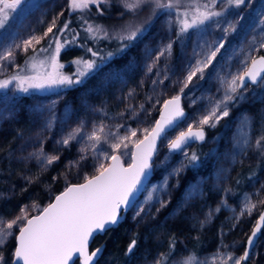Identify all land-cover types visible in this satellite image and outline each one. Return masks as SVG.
<instances>
[{"label": "snow or ice", "instance_id": "6c2138e0", "mask_svg": "<svg viewBox=\"0 0 264 264\" xmlns=\"http://www.w3.org/2000/svg\"><path fill=\"white\" fill-rule=\"evenodd\" d=\"M109 3V0H68V8L71 12H83L89 9L90 5H95L96 10L100 15H103V5ZM181 0H121V4L125 12L121 13V19L125 14L132 17L126 24L120 26L118 29L109 31L107 28L100 24L84 23L87 25L84 31L88 34V38L92 40L106 39L109 41H116L118 47L115 51H109L106 54H101L99 51L94 50L92 47L87 48V52L91 53L92 57L97 59H85L78 57L74 63L82 65L83 70H78L71 75H63L58 69L63 65L58 63V57L61 50L66 46H70L76 42L78 32L69 28V22H63L62 27L57 26L59 15L54 16L47 27V30L42 36L32 35L29 39L23 41V50L27 52L33 44H40L41 40L47 38V47L39 49L40 52L48 54L46 59L50 60L52 71L44 76H21L19 74L8 76L0 79V91H3L5 99H8L7 92L10 85L14 86V91L19 93H28L29 89L43 90L53 87H62L72 89L74 85H81L84 83V78L90 73L98 70L107 61L111 60L117 53L126 54L127 50L135 46L138 41L144 37L147 31V22L136 23L135 18L139 15L145 7L150 8V15L148 20L155 17L159 12L169 11L176 8L178 12L177 22L179 30L176 33V39L184 38L189 30L195 29L197 33H204L211 25L219 28L223 35L218 39H214L211 43L207 41H196V46L200 51L194 50V55L201 57L196 60L194 66L189 65L193 70L185 77V82L180 88V93L184 94V90L189 87L193 82L194 77L204 80L206 70L210 74L212 69L219 63L220 58L224 55L226 49L227 38L230 33L237 30L240 22L239 13H236L238 19L227 20L226 12L230 9H239L241 6L252 3V0H210L201 7L195 9V13L191 19H188V10L179 13V6ZM27 0H13L9 3L8 0H0V32L6 28L9 22L8 9L13 12L21 11ZM19 6V8H18ZM33 8H38L40 5L33 4ZM219 7L217 11L215 8ZM183 18H180V16ZM14 18V17H13ZM219 18H224L223 21ZM223 25L225 26H222ZM261 23L264 24V11L261 13ZM65 30L73 31L74 35L71 40L60 35ZM264 32V29H262ZM175 41L170 40L167 45L162 47L156 54L152 64L148 65V71H152L154 65L159 62L161 57L165 54L170 56ZM53 45L55 46L53 48ZM83 47L84 45H80ZM20 44L12 39L9 43L0 42V61L9 62V66L14 61L16 50L19 49ZM264 49V41L257 42L255 38L249 42V51H259ZM147 54L151 56V50H147ZM251 60V65H247V61ZM43 63V61H42ZM247 70L242 75L239 73L231 76V79H226L224 76L219 77L221 89H223L222 96L215 98L211 111L204 115L200 120L198 130L193 131V125H188V131H181L175 139L168 140V153H158L159 141L161 144L168 139L170 130H174L179 126L186 113L180 107L181 95L174 96L171 100L165 101L166 112L161 114V118L155 122V126L142 140L135 141L134 149L131 151L132 163L125 167L121 163V156H127L129 153L121 151V149H128L129 136L118 137L119 143H110V140L116 135L112 132L104 134V127L101 125L99 129L95 126L91 134L87 136V140L91 141L90 147L95 150L96 158L99 159L100 155L105 156L106 159L111 160L112 163L100 164L97 169V174L86 178L84 183L69 184L64 192L55 197V201L50 203L48 207L36 216L27 218V222L23 221L26 218L28 211L27 206H21V215H17L14 219L5 223L3 216H0V249L7 243V240L16 235L13 231L14 228H19V234L16 235V247L13 252L11 264H75L73 259L74 254L76 260L80 264H98V257L103 251V246L96 247L94 250L89 251V240L96 234H103L110 228L118 225L121 222L122 214L125 213L130 207L133 206L136 194L142 189L145 182L148 181L154 169H160L163 173V180L160 185L154 187V191L167 192L172 185L169 180L172 176L179 178L187 168H197L199 166L200 157L196 152L188 153L186 147L193 141H204L205 131L202 127L207 125L209 127H216V125L225 117L230 116L233 107L246 100L245 93L248 92L247 81L252 85L258 87L264 86V55L258 58L245 54L244 60L241 61ZM133 66V61H129L128 67ZM17 67H19L17 65ZM35 67V65H33ZM159 75V73H158ZM165 79L167 74L165 73ZM239 81V83H237ZM156 83H164L163 80L153 81ZM226 86V87H225ZM220 91V89H218ZM129 96L132 95L130 91ZM62 97L58 96L57 100L51 101L47 105L37 104L33 106V113L37 118L42 119V129L51 131L57 122L56 104L60 102ZM141 107H143L141 105ZM65 108L70 109V102H65ZM100 111V109H96ZM123 115V114H121ZM68 113H65V118L61 123H67ZM257 123L256 117L250 116L245 113L237 126V131L234 133L232 148L238 149V153L232 154L233 162L235 155L240 154L247 156L250 151H255L260 157L264 158V110L259 114V124L261 126L260 134L253 138L250 135L251 130ZM123 128V125H118ZM147 131V129L145 130ZM103 134V135H102ZM21 135V133H18ZM137 132L131 131V136L135 137ZM85 137L84 122L81 121L75 128H72L60 139L56 140L57 145L70 146L71 142L75 141L80 143ZM108 143L111 152L104 149L103 144ZM85 145L81 148V152L85 151ZM177 152L183 153L184 160L179 165L171 167L172 154ZM163 155V159L160 156ZM21 161L35 159L38 165L46 169L55 161L60 159L59 155L48 154L43 147L41 140L40 146L36 151L28 153L27 156L16 157ZM87 159L86 156L81 155L80 160ZM187 161V163H185ZM242 162V161H241ZM171 167V171L168 168ZM228 169L220 168L217 171L216 178L220 181L226 178ZM29 183H32L31 177H25ZM56 179V177H53ZM239 181H237V184ZM179 186V179L177 180ZM264 187V186H262ZM231 189H224L225 193L230 192ZM2 195V194H0ZM205 196L204 178L201 177L196 182H189L187 189L181 200L177 203L174 210L177 216L184 214L189 207H192L194 201L202 199ZM160 207L156 208L159 213L162 208H165L170 203L169 200L161 198L159 201ZM243 206L240 210V216L245 212L251 214L256 204L253 203L251 195L245 194ZM258 203L264 205V200ZM229 207L227 200L221 197L220 203L215 209L209 208L204 213V218L199 219L194 217L196 223L203 229L207 224L212 222L213 216L219 213L222 208ZM142 213L144 208L141 206L138 211L133 215V220L138 218L143 219ZM239 220V216L234 217ZM139 222V221H138ZM159 227V225H157ZM264 229V212H262L254 226L251 235L247 237V246H245L242 255L235 256L233 251H221L217 249L213 254V259H219L220 264H242L247 261L251 256L252 246L255 244L257 234ZM138 247V238L133 235V238L127 245L124 251L126 257H133ZM228 249V245L223 246ZM176 252V239L175 236L169 238L168 250L160 252L152 261V264H207L206 260H198L195 252L188 253L186 256L181 254V258L177 259ZM0 261H3V255L0 254Z\"/></svg>", "mask_w": 264, "mask_h": 264}, {"label": "rangeland", "instance_id": "374dc122", "mask_svg": "<svg viewBox=\"0 0 264 264\" xmlns=\"http://www.w3.org/2000/svg\"><path fill=\"white\" fill-rule=\"evenodd\" d=\"M8 2L11 3L13 0H8ZM207 2H210V0H203L202 4L204 5ZM33 4H38L40 7L33 8L31 7ZM203 5H200L201 9ZM92 6L96 9L95 5H90L89 8ZM68 10V0H27V4H25L21 11L13 12L11 9L7 10L9 13V22L3 32H0V42L6 44L11 42L12 39H15V42L20 44L21 47L16 50L14 61L10 66L9 62L0 61V79H4L15 74H19L21 76H44L52 71L50 60L46 59L48 54L39 51L40 48L47 47V38L41 40L38 45L34 43L33 47H30L27 52L23 50V41L29 39L32 35L37 37L42 36L47 30L52 18L60 13L63 14L59 15L57 26L62 27L63 22H65L66 19L64 17L62 22H60V20L63 16H66V12ZM185 10H188V19L190 20L194 11L184 8L179 9V13H183ZM215 10L219 11L220 8L217 7ZM87 11L88 10H85V12ZM262 11H264V0H252V3L250 4L241 6L239 9L232 8L226 12L225 15L227 20L238 19L239 17L236 16V13H239L240 17H242L237 30L234 33L229 34L226 49L223 50L224 55L220 58L216 67L212 69L210 74L206 70L204 80L194 77L193 82L189 84V86L194 84L193 87L185 89L184 94L180 93V88L183 86V82H185L186 75L189 71L193 70V68H190L189 65L191 64L194 66L196 60L201 58L194 55V50L196 52L200 51V49L196 46V41L200 40L201 42L207 41L208 43H211L214 39L221 37L223 33L213 24L204 33H197L195 29H191L184 38L177 40L176 33L179 30V24L177 22L178 12L176 8L175 12L172 11L170 14L169 11L162 12L161 16H159L147 28V31L141 41H138L134 46L136 54L129 55V61H133L131 69L135 70L138 79L142 84L149 83L148 91H135L132 86L133 83L129 82L128 79L125 78L124 74L106 75V79L109 77L108 82H111L110 87L112 88V86H114L116 96L121 99H117L116 102L119 103L115 107V115L112 117L106 118V108L103 105L96 104L97 106L90 108L89 113L91 115L92 124L90 126H86V128L84 127L85 137L83 141L80 143L75 141L71 142V144L75 146L76 155L79 161L81 155L90 159L92 162V171L97 170L99 165L102 163L105 164V166L109 164L110 160L106 159L103 155H100L99 159L96 158L95 150L90 147L92 142L87 140V136L91 134L94 126L96 129H99L101 125H103L105 126L104 134L108 132L116 134L110 140V143H119L120 141L118 137H123L125 135L129 136V140L125 141L128 143V149H121V151L129 153L127 156H121L124 165L128 166L131 163L130 150L133 149L135 141L142 140L152 129L154 122L157 119L153 118V116L161 109L165 99L177 95L182 96L181 100L185 107L184 111H186V117L183 121H181V123H179L178 127L168 133V139H166L163 144L160 143L158 145V153L161 152V154H167L168 140L175 139L181 131H188L189 124L193 125V129H199V127H201L199 120L211 111V108L215 103V98L222 96L223 94L219 77L224 76L226 79H231V76H229L228 73L233 75L239 73L242 75L247 69L241 64V61L245 58V54L252 57L264 55V49L252 52L249 51V42L252 41L253 38H255L257 42L264 41V32H262L264 24L261 23ZM180 18H183V16L181 15ZM219 19L223 21L224 18ZM222 26L225 25L222 23ZM60 35L69 40L72 38V36H69V30H65V32L60 33ZM170 40L175 41L172 54L170 56L165 54V56L161 57L159 62L154 65L152 71H148V65L153 63L156 54L162 47L167 45ZM76 44L77 43L75 42L74 45ZM70 46H66L61 50V52ZM54 47L55 46L53 45V48ZM148 49L151 50V56L147 54ZM59 57L58 63L66 65L65 62L62 63ZM75 59L76 58L71 60L69 64L72 73H68L63 69V67L59 68L58 71L63 75H71L76 73L78 70H83L82 65L74 63ZM250 63L251 60L249 59L247 61V65L249 66ZM17 65L19 67H17ZM33 65H35V67H33ZM165 73L167 74V79H165ZM160 80H163L164 83H153V81ZM238 82L239 81H237V83ZM218 89H220V91H218ZM65 90L66 88L53 87L43 90L29 89L28 93H19L14 91L13 85H10L7 92L8 99H5L3 91H0V125L2 126L5 124L16 113L17 106H19L22 101L21 97L29 96L30 101L32 102L31 110H33L34 105H47L51 101L57 100L58 96L63 99L65 96ZM130 91L132 92L131 96L128 95ZM245 95L247 99L233 107L230 112V116L221 120L216 127L213 128L207 125L202 126L206 132L213 133L210 137L205 138L204 141L195 145H189L186 147V151L188 153L195 152V148L200 144L208 149L206 151V159L202 164V169L198 168L196 170L193 174L194 180L192 182L194 183L203 177L205 195H207V188H209L210 194L212 195V197L208 200H205L207 197L204 196L202 199L194 201L193 206L189 207L187 221L193 225L192 227L199 229L200 226L196 223L194 217L203 219L204 213H206L209 208L215 209V207L220 203L221 197H224L229 205V207L222 208L219 213H216L213 216L212 219V221H215L219 225L215 249L209 252L205 251V253L197 255L198 260H206L207 264H220L219 259H213V254L218 248L221 249L222 252L233 251L237 257L242 255L244 251V243L240 244L232 239H227L225 232L227 233V230L233 229L238 224V221L245 217L255 215L256 218L253 221L255 222L259 216H257V214H260L262 211V204L258 202L260 200H264V187H262L264 186V158L260 157L257 152L250 151L247 156L236 154L234 162L232 159V154L239 152L238 149L232 148L233 136L237 131V126L241 117L245 113L256 117L257 123L250 132L253 142L255 137L259 135L261 131L259 114L261 110H264V86H248V92L245 93ZM62 99H60V102L55 106L57 111V122L51 131L43 130L41 127L43 122L42 119L37 118L34 113H32V117L35 118L36 124L31 128V132L26 133L24 138L20 140L26 156L28 153L36 151L39 148L41 138L45 140L44 145L46 142H50L49 147L51 149L64 147L63 145H57L56 140L60 139L63 135L80 123L73 118L71 108L66 109L65 103L61 105ZM141 105L143 107H141ZM96 109H100V111H96ZM66 112L68 113L67 123L62 124L61 120L65 118ZM118 125H123L124 127L119 128ZM146 129L147 131H145ZM133 130L137 132L135 137L131 136V131ZM85 145H88V147H86L85 151L82 153L81 148ZM103 147L111 152V148L108 143L103 144ZM45 152L53 154L47 150H45ZM160 158L163 159V155H161ZM182 160H184L183 153L177 152L172 154L171 167L179 165ZM31 163H33L34 167L39 171L43 169L38 165L35 159H32L28 164L30 165ZM259 163L263 164V170L259 173L258 177L248 182L246 187L247 189L242 194L234 196V189H232L230 182L236 170L241 166H258ZM171 167L168 168V171H171ZM220 168L228 169V171L226 173V178H222L218 181L216 174ZM185 171L179 178L176 176H172L170 178L169 183L172 187L169 188L167 192H157L154 191V187L161 184L163 180V173L158 168L154 169L151 183L146 188L142 197L135 203V206L130 210V212H128L130 222L136 224L138 220L143 221L151 213L158 216L159 213L156 212V208L160 207L158 201L161 198L169 200L170 203L167 207L162 208L160 212L165 209H169L170 216H177L174 210L189 185L187 184L181 190L179 189L181 182L180 179L183 177ZM85 176L86 175L83 177ZM178 179L179 186H177ZM226 188L231 189V191L225 193L224 189ZM179 190V197L174 200L175 195L179 193ZM245 194L251 195L252 201L256 204V207L253 209L251 214L245 212L244 215L240 216V210L243 206L242 202L244 201ZM141 206L144 208V213H142L143 219L138 218V220H133V215ZM39 211L40 210L37 209L36 205H33L28 209L26 214H33L34 216L38 215ZM236 216L240 217L239 220L234 218ZM6 222L7 221H5V223ZM193 229L194 228H191L190 230ZM156 230V226H149L148 233L154 234L153 232ZM13 231L16 235L19 234V228H14ZM161 233L165 234L163 233V230H161ZM192 234H194V232ZM16 235L11 236L3 248L0 249V254L3 255V261H0V264H11L13 252L11 253L10 258L5 260L3 251L12 241L16 239ZM164 241L165 240L157 244L155 243V239H153V243L148 249L144 248V250L135 255L134 258H129L127 264H152L153 259L160 252L164 251ZM224 245H228L229 248L225 249L223 247ZM176 252L177 259L181 258V254L186 256L190 253L186 248H182L181 250L178 249ZM260 255L263 256L262 259H260ZM228 264H231V261H229ZM246 264H264V234L257 243L256 248L251 252L250 259L246 262Z\"/></svg>", "mask_w": 264, "mask_h": 264}, {"label": "trees", "instance_id": "16d2710c", "mask_svg": "<svg viewBox=\"0 0 264 264\" xmlns=\"http://www.w3.org/2000/svg\"><path fill=\"white\" fill-rule=\"evenodd\" d=\"M202 1L181 0L179 9L186 8L195 13V9L203 5ZM164 2H167V0H164ZM103 7H106L103 8V15H100L92 6L88 9L89 12H71L68 10L66 16H63L60 20L62 22L65 17L66 21L69 22V28L79 33L76 37L77 44H73L65 49L59 57L62 63L65 62L66 65L62 64L63 69L68 73H72L69 64L74 58L97 59L96 57H92L91 53L87 52L88 47H92L102 55L117 49L118 44L116 41L106 39L92 40L88 38V34L84 31V28L87 27L84 23L85 20L88 23L100 24L109 31H112L132 19L128 14H125L123 19H121L120 14L125 12L121 0H109V3L103 5ZM172 11L175 12V8ZM161 14L162 12H159L149 21L150 8L145 7L135 18L134 22H147L148 28ZM74 32L69 31V36H73ZM80 45L84 46L81 47ZM130 54H136L134 46L127 50L126 54L117 53L116 56L107 61L98 70L90 73L84 78L83 84L74 85L72 89H66L64 91L65 96L62 99L61 105L66 101L70 102L73 118L77 122L83 121L85 128L92 124L89 110L91 107L97 106L96 104L103 105L106 108V118L115 115V107L119 103L116 101L121 98L116 96L112 84V88L110 87L111 82H108L109 77L106 79V75L124 74L125 78L133 83L132 86L135 91H148L149 83L142 84L135 70L128 67ZM193 85H190L189 88L193 87ZM21 98L22 101L17 106L16 113L5 124L0 125V194H2L0 195V216H3L7 222L14 219L17 215H21V206L26 205L29 209L33 205H36L37 209L40 210L39 213L42 212L44 207L51 203L56 195L62 193L69 184L82 183L86 178L97 174V170L92 171V162L90 159L87 158L85 161H79L73 144L51 149L49 147L50 142H46L44 145L45 140L43 138H41L43 147L45 150L59 155L60 159L58 161H55L46 169L39 171L34 167L33 163L28 164L32 159L24 162L17 159L16 157L21 155L26 156L20 140L24 138L26 133L31 132V128L36 124L35 118L32 117V102L29 96ZM182 107L185 109L183 104ZM159 111L154 114L153 118L156 119L158 117ZM18 133H21V135H18ZM212 134L206 132V138ZM207 150L202 144L195 148L194 151L200 157L199 166L194 169H186L183 177L180 179V190L194 180L193 174L198 168L202 169ZM262 170V163H259L258 166H241L238 168L230 182L232 189H234V196L242 194L247 189L248 182L258 177ZM84 175L86 176L83 177ZM25 177H31L33 182L29 183ZM53 177H56V179H53ZM237 181H239L238 184ZM180 190L175 195L174 200L179 197ZM206 190L207 195L205 196L207 198L205 200H208L212 195L210 194L209 188ZM262 208H264V205L261 206ZM188 212L189 208L181 216L172 217V215L170 216L169 209H165L159 212L158 216L151 213L143 221L138 220L139 222L137 221L136 224L130 222V216L127 213L118 225L102 234V236L96 237L93 240L94 242L90 250L103 246V254L98 260V264H127L129 257L124 255V251L133 238V235H136L138 238V247L135 255L143 251L144 248L148 249L152 245L153 239H155V243L157 244L165 240L163 249L167 251L169 238L172 236H175L176 239V250L186 248L190 253L195 252L197 255L205 253V251L209 252L214 250L217 243L219 225L215 221H212L203 229L192 227L193 225L187 221ZM32 216L33 214H26L23 222L25 223L27 218H31ZM255 218L256 216L254 215L238 221V224L233 229L227 230V233L225 232L227 239L229 238L243 244L249 236L251 228L254 226L255 222L253 221ZM149 226L157 227V230L153 232L154 234L148 233ZM189 228L194 229L190 230ZM161 230L165 234H162ZM263 231L262 235L264 234ZM193 232L194 234H192ZM14 249L15 244L12 241L3 251L5 260L10 258ZM135 255L131 258H134ZM260 256V259H262L263 256ZM242 264H246V262H242Z\"/></svg>", "mask_w": 264, "mask_h": 264}, {"label": "water", "instance_id": "95a60500", "mask_svg": "<svg viewBox=\"0 0 264 264\" xmlns=\"http://www.w3.org/2000/svg\"><path fill=\"white\" fill-rule=\"evenodd\" d=\"M259 56H257V57H255V58H258ZM251 65V63L249 64V66ZM247 70V69H246ZM245 70V71H246ZM239 83V82H238ZM247 84H248V86H255V85H252L251 84V82L250 81H247ZM173 97H171V98H167V99H165V101H168V100H171ZM181 99H182V96H181ZM180 99V107L183 109V107H182V100ZM164 105H165V102H164V104L162 105V107H161V109H160V113L158 114V117H157V119H156V121L157 120H159L160 118H161V114L162 113H164V112H166L167 110L165 109V107H164ZM184 110V109H183ZM185 113H186V111H184ZM186 117V116H185ZM184 120V119H183ZM182 120V121H183ZM155 121V122H156ZM155 122H154V126H155ZM179 123H181V122H179ZM153 126V127H154ZM152 127V128H153ZM196 130H198V129H193V131H196ZM151 131V130H150ZM149 131V132H150ZM171 131V130H170ZM169 131V132H170ZM204 131H205V129H204ZM148 132V133H149ZM185 132H187V131H185ZM206 132V131H205ZM148 133L146 134V135H148ZM205 135H206V133H205ZM144 139V138H143ZM199 142H201V141H198V140H196V141H193V142H191L190 143V145H195V144H197V143H199ZM157 144L159 145L160 144V142L159 141H157ZM188 147V146H187ZM158 148H159V146H158ZM133 149H134V146H133ZM167 149H168V147H167ZM130 159H131V157H130ZM110 163H112V161L110 160V162H109V164ZM121 163L124 165V163L122 162V159H121ZM131 163H132V160H131ZM130 163V164H131ZM125 167H127L126 165H124ZM152 177H153V173H152V175L149 177V179H148V181H146L145 182V184H144V186L142 187V189L136 194V197H135V201H134V203H133V206L132 207H130L125 213H123L122 214V217H124V215H126L128 212H130V210L135 206V203L142 197V195L144 194V192H145V190H146V188L148 187V185L151 183V179H152ZM85 182V181H84ZM84 182H82V183H84ZM80 184V183H79ZM67 188V187H66ZM66 190V189H65ZM64 190V191H65ZM63 191V192H64ZM61 194V193H60ZM60 194H58V195H60ZM57 196V195H56ZM55 201V198H54V200L51 202V203H53ZM50 204V203H49ZM48 204V205H49ZM48 205L47 206H45L44 208H46V207H48ZM262 212H264V208H262V211H261V213ZM41 213V212H40ZM39 213V214H40ZM260 213V214H261ZM38 214V215H39ZM260 214H259V216H260ZM34 216H36V215H34ZM259 216L257 217V219H256V223H257V220H258V218H259ZM33 217V216H32ZM121 221H122V218H121ZM26 222H27V220H26ZM25 222V223H26ZM256 223L254 224V226L256 225ZM254 226L251 228V230H250V233H249V235H251V233H252V230H253V228H254ZM113 228V227H112ZM112 228H110L109 230H111ZM108 230V231H109ZM264 229H262V231H263ZM262 231L261 232H259L258 234H257V237H256V241H255V244L252 246V250H251V252L256 248V246H257V243L259 242V240H260V238H261V236H262ZM104 234V233H103ZM100 236H102V234H96L93 238H90V240H89V251H91L90 250V248H91V245H92V243L94 242L93 240L96 238V237H100ZM14 244H15V247H16V244H17V241H16V239L14 240ZM244 248H245V246H247V238H246V240H245V242H244ZM15 250V249H14ZM92 250H94V249H92ZM14 252V251H13ZM102 254H103V252L100 254V256L98 257V260L101 258V256H102ZM13 255V254H12ZM73 259L75 260V264H80V262H79V260H76V257H75V254H74V257H73ZM250 259V258H249ZM248 259V260H249ZM247 260V261H248ZM247 261H245V262H247ZM21 264H22V262H21ZM69 264H72V261H70L69 262Z\"/></svg>", "mask_w": 264, "mask_h": 264}]
</instances>
